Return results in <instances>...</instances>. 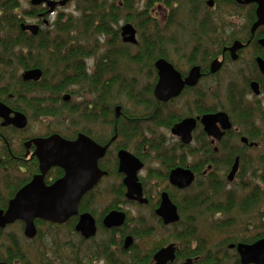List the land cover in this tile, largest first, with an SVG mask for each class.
Masks as SVG:
<instances>
[{
  "label": "flooded vegetation",
  "instance_id": "1",
  "mask_svg": "<svg viewBox=\"0 0 264 264\" xmlns=\"http://www.w3.org/2000/svg\"><path fill=\"white\" fill-rule=\"evenodd\" d=\"M74 1L70 0L64 6L60 5L63 0L58 1L59 5L51 14L48 13V8L45 5L34 7L30 4L31 7L40 9L35 16L28 18L33 19L34 23L32 24L27 23V19L22 17L24 22L20 24V28L23 24L37 25L39 35L43 33V27L51 25L49 17L56 14L63 16V13H58L59 9H64ZM189 6L195 24L198 25V30L195 29L196 37H200L204 44L205 42L213 43L214 49L211 52V58L205 61L206 67L188 62L191 66L186 69L177 68L173 63L167 61L181 74L184 82L191 71L199 67L201 78L196 86H186L179 97L166 103L160 102L155 97V88L159 82V72L155 67V62L148 72L152 77L149 78L153 81L148 85L152 90V102L147 107L142 106L137 109L141 112L140 114L136 111L134 114H126L122 105L115 104L114 107L112 106L113 115L107 121L108 123L106 120H101L100 112L99 120L96 123L92 124L89 120L84 121L86 133L75 130L72 139H67L66 133L60 131L23 140V155L25 159H29L28 161L33 159L37 161L39 173V160L33 156L35 148L32 147L28 154L25 146L32 139L47 138L58 134L67 140H76L79 134H83L99 146L107 147L106 154L98 162L99 169L106 175L82 198L77 216L63 225L54 224L57 226L54 227L55 230L65 226L69 227L71 233L76 234L84 245L95 244L98 247L99 256L97 257L103 261H117L119 264H157L155 256L160 251L173 246L174 252L171 257L166 259L168 261L166 264H244L238 252V246L241 244L253 245L264 239H259L251 244L233 243L218 250L216 249L218 245L208 241L209 234L203 232L199 225L204 216L219 220L222 218V213L205 214L200 217L197 210L193 209L194 200L198 197H202L203 201H207L210 206L216 208L215 205H222L223 199L227 204L230 199L236 202V199L242 195L248 196L251 189L256 188L255 185L264 190V181L262 180V175H264V2L189 0ZM121 23L120 19L119 24L113 26L111 20L112 28L118 33V40L120 39L123 44L128 46H138L137 28L131 23H125V25H133L137 31L138 44H128L123 40L122 29L125 25L121 26ZM23 32L32 35L29 31ZM236 43H239V47L233 52L232 48ZM216 61L220 68L216 72H212L213 63ZM97 62L98 60L93 67H86L88 74L92 75L96 72ZM84 64L86 66L85 62ZM116 65L117 70L120 71L119 61L116 62L115 67ZM224 75H226L225 82L221 79V76ZM209 78L218 85L213 90L215 103L212 106L205 102L201 90L202 82ZM41 80L37 83L24 82L23 80L22 82L38 84ZM225 83L227 87H224L223 93H219L217 88H221ZM25 95L23 100H25ZM79 95L88 97L83 101L87 102L89 115L90 109L94 108L95 101H92V97L87 92ZM184 99V103L181 104L180 102ZM13 101H15L13 95H9L7 100H0L13 112L24 114L29 124L26 113L20 108L15 109L10 105V102ZM62 101L72 102V95L64 94ZM13 103L15 104V102ZM100 108L105 110L102 106ZM118 108H120L119 113L117 112ZM220 114H225L228 127L225 129L218 122L216 124L217 133L221 134V137L217 138L208 134L202 120L205 116ZM187 119L196 121L190 144H186L181 137L172 133L174 126ZM173 121L176 122L169 128L164 126V123L170 124ZM2 123L3 120L0 119L1 127ZM71 124L74 126L75 122L71 120ZM128 128H131L133 138L126 141L121 138L120 129ZM163 128L169 129L177 141L173 144L170 143L166 136L160 133ZM13 129L21 133L26 130ZM93 134L100 140L97 141ZM106 136L107 139H103ZM122 151L129 153L134 159L130 161V170L136 171L138 166L142 165L137 170L136 178L137 184L141 187L142 201L145 202L127 198L129 190L126 180L130 170H121L120 152ZM236 166L237 171L233 178H230ZM54 169L61 168H53L51 171ZM177 169L190 170L194 174L195 179L190 186L179 188L171 183V174ZM61 170L63 171V169ZM25 171V167H21L19 173L25 174ZM50 172L46 176L47 185L60 179L48 183ZM64 174L63 171V176ZM251 180H255L257 184L250 185ZM105 183H109L108 193L113 194L115 200L98 220L92 207L98 200L97 192ZM236 189L239 190L235 192ZM164 195H167L170 202L176 207L179 216L177 222L166 224L164 218L159 214ZM137 197L135 196V198ZM8 204L0 210H5ZM132 208L137 209L136 214H132L130 210ZM112 213L125 215V222L122 226L108 228L104 225L106 218ZM84 214H90L96 222L97 232L89 239L83 238L76 231L80 216ZM72 219H75V222L73 225H69L68 223ZM9 227L11 226L7 228ZM4 230L0 229V236ZM188 235L195 237V240H192ZM98 237L100 240H97ZM128 239L132 241L126 248ZM231 246H235V248H231ZM0 264L8 263L0 261Z\"/></svg>",
  "mask_w": 264,
  "mask_h": 264
},
{
  "label": "trees",
  "instance_id": "2",
  "mask_svg": "<svg viewBox=\"0 0 264 264\" xmlns=\"http://www.w3.org/2000/svg\"><path fill=\"white\" fill-rule=\"evenodd\" d=\"M79 1L82 2L83 0ZM123 1V5H120L123 7H120L118 4H108L106 0L89 1L86 7H83L81 16H79L78 20L74 23L70 21L72 18H67L69 21H65L67 19H64L63 16H59L53 24L55 31H53L51 35H56L53 38V36H50L49 31H44L38 36L24 33L20 28V24L23 23L24 20L20 17L19 0H0V100H7L9 95H13L15 98L13 102H16L17 100H23V96L26 93L35 91L36 94L41 91L42 98H40L41 100L36 99L37 105H33L32 109L39 115L41 113L42 116L52 114L63 119H70L75 122L74 126L80 123L83 126L81 128L79 127L77 130L83 133H86L87 130L84 127V121L89 120L92 124L96 123L99 120L100 112L101 120H106V123H108L107 121H109L113 115L112 108L115 104L118 105L122 102L119 101L121 96L133 105V108L122 105L124 107V113L134 114L136 111L140 114L141 112L137 109L142 106L147 107L150 102H152V90L151 88H146L143 91L144 94L143 92L137 93L135 91L136 84L135 86L134 83H132V85L124 84L126 82L121 79V70H117V65L115 67L116 62L119 61L120 63L123 59V61H126V65L129 63V65L132 64L139 67L142 64H152L151 67H153V64L157 60L164 58L174 64L169 51L170 48L173 52L174 50L179 51V42L181 41L179 39L177 41L167 34L161 33L158 15L154 13L148 14V16L144 18V26L146 28L147 26H152L153 30H151V32L148 31L147 36H142L144 39L139 41L138 46H126L134 49L137 48V54H128L126 52L128 49H123L124 47L122 50H117L116 43L118 42V33L112 28V25L116 26L119 24L122 10L131 9L130 0ZM159 1L156 0L155 2ZM85 2L88 1L84 0V3ZM155 2L151 0L149 5ZM165 5L176 8L175 6L177 4L175 3L174 5L170 1H165ZM39 9L40 8L36 9L31 7L30 11H32V13H30V11H24L25 16L28 18L30 16H35ZM189 13L191 15L188 20L192 21V23H189L190 28H192L194 26V19L192 13L190 11ZM145 14L146 13H144V15ZM111 20L113 21L112 25ZM125 20V23L131 21L129 16H126ZM176 20L172 22L169 14L165 22L175 25ZM74 25L82 27V30L74 31L80 34L76 35L78 37L72 36L71 32ZM194 28L196 29L195 26ZM93 29H97L100 35L108 36L109 48L107 50L105 49V52L98 56L96 72L90 75L87 72L84 61L86 58L93 56V53L79 45L87 40V33L94 32ZM173 29L175 28L173 27ZM190 30L191 29H188V31L182 32L180 37L184 39L187 35L189 37H196V31ZM69 35L71 36L69 37ZM109 38L111 39L109 40ZM200 44L203 43L200 42ZM212 44V42H205V51L202 52L203 61L211 58V52H213L214 49ZM124 45L125 44L122 46ZM208 49L211 51L207 52ZM198 50H200V47L196 46L192 57L189 59V63H196V58L199 57ZM35 53L37 54L34 55ZM40 53L44 55L48 65L40 58ZM174 65L176 66V64ZM176 67L178 68V66ZM34 68L42 69L44 75L41 82L38 84L23 83L22 76L19 74L20 71ZM58 79L60 80L55 83L54 81ZM71 86L82 88L89 93V96L92 97V101H95V104H93L94 108L90 109L89 115L86 101H82L78 105H71L72 102L70 104L64 103L63 108L56 105L60 101L56 98L60 96V94L66 93L65 91H68V88ZM13 102H10V105L15 109L19 108ZM42 103L47 107L43 111L38 108V105ZM100 106L105 108V110H102ZM175 122L176 121H173L170 124L164 123V126L169 128ZM15 131L16 130L13 128L3 129L0 126V179H3L4 184L9 183L12 177L16 175L15 173H19L21 167H25L26 171L25 174H21L23 177L20 178L17 184L9 187V192H7V189H5V191L0 190V209L5 208L8 201L14 197L16 192L27 184L35 174L39 173L37 161L34 159L28 161L29 159H25L23 155V140L18 141L19 145L17 142L13 141L17 146L15 147V145L11 143L12 139L10 140L8 138L9 133ZM55 132L59 133L60 131L55 130L46 135ZM120 133L121 138L126 141L133 138L131 128L124 130L120 129ZM65 137L67 139H72L74 136L66 133ZM93 137L97 141L100 140L95 134H93ZM103 139H107V136L103 137ZM14 147L17 149H14ZM62 176L63 171L61 169H54L48 175L47 181L48 183H52ZM262 176V180L264 181V175ZM255 186L256 188H252L248 196L242 195L240 198L236 199V202L230 199L227 204L223 199L222 205H215L216 208L210 206L207 201H203L202 197H198L194 200L195 205L193 209L197 210L200 217L205 214L222 213V218L219 220H214L205 216L201 220L208 222L211 233L208 237V241L217 244L218 246L216 249L221 250L223 247L233 243L251 244L264 238V190L258 185ZM234 212H237V214ZM239 218H242L243 221ZM74 222L75 219H72L68 224L73 225ZM257 223L261 224L259 225ZM16 224L20 225L23 229V223L19 222ZM36 226L39 234L33 242L36 241L39 236L41 237V228L57 227L54 224L44 221H36ZM200 226L202 229L206 227L204 225ZM188 236L192 238V240H195V237H192V235ZM213 236L214 239H211ZM13 244L16 245L17 243L14 242ZM8 252L9 255L7 254L4 257L0 256V261L14 264V261L18 260L22 262L24 259L20 253L12 254L13 251L11 250H8ZM106 262L108 264H119L117 261Z\"/></svg>",
  "mask_w": 264,
  "mask_h": 264
},
{
  "label": "water",
  "instance_id": "3",
  "mask_svg": "<svg viewBox=\"0 0 264 264\" xmlns=\"http://www.w3.org/2000/svg\"><path fill=\"white\" fill-rule=\"evenodd\" d=\"M70 0L60 3L61 6L67 4ZM259 3L264 0H248ZM34 7L45 5L48 13L55 11L57 3L48 0H31ZM23 31H29L33 36L38 35L39 27L37 25L21 26ZM122 37L125 43L137 45V31L133 25L127 24L122 29ZM239 47L236 43L232 48L235 52ZM155 67L159 72V82L155 88V97L162 103H166L171 99L180 96L186 86L194 87L201 78V69L194 68L189 77L184 82L181 74L166 59H159L155 63ZM212 72L219 70L218 62L213 63ZM43 77L41 69L26 70L22 74L24 82H39ZM68 100V97H66ZM120 112V108L117 109ZM119 116V115H117ZM0 119L3 120L2 127L12 126L17 130H24L28 126L26 116L20 112H13L8 106L0 102ZM221 123L226 129L227 120L225 114L215 116H205L202 123L206 126L209 135L217 138L221 134L217 133V123ZM196 127L194 119H187L177 124L172 129L175 136L181 137L186 144L192 141V131ZM28 154L32 147L35 148L33 156L39 160L40 173L24 187H22L9 201L5 210H0V229L4 230L8 226L16 222H23L24 234L26 238L32 240L36 238L38 230L36 221L50 222L52 224L63 225L71 218L79 214V205L82 198L91 191L98 182L106 175L99 169L98 162L106 154L107 147H101L89 137L79 134L76 140H67L58 134H54L47 138L32 139L25 144ZM121 170H130V161L134 160L127 152H120ZM130 170L127 174L126 185L128 187V199L142 201L141 187L137 184V170ZM53 168H61L64 176L55 181L51 185H47L46 176ZM237 171L234 168L230 178H233ZM195 179L194 174L190 170L177 169L171 174V183L179 188L190 186ZM135 196H138L135 198ZM159 214L164 218L165 223H173L179 220L176 207L170 202L167 195L163 196V205ZM125 222V215L120 213H112L104 222L108 228L114 226H122ZM77 233L83 238H91L97 232L95 219L90 214L80 216V220L76 227ZM128 239L126 248L131 244ZM235 248V246H231ZM174 252L173 246L160 251L155 260L157 264H166L167 258L172 256ZM238 252L244 264H264V239L253 245L241 244L238 246Z\"/></svg>",
  "mask_w": 264,
  "mask_h": 264
},
{
  "label": "rangeland",
  "instance_id": "4",
  "mask_svg": "<svg viewBox=\"0 0 264 264\" xmlns=\"http://www.w3.org/2000/svg\"><path fill=\"white\" fill-rule=\"evenodd\" d=\"M55 1H61V0H55ZM87 1L88 2L84 3V0L82 2H80L79 0H75L73 3H70L64 9L63 8L59 9L58 13L59 12L63 13L64 19L72 18V20L70 21L71 23H74L78 20V17L81 16L83 7H86L89 1H93V0H87ZM106 1L108 4H118L119 6L121 4L123 5L124 2L123 0H106ZM150 1L151 0H130L129 2L131 3L130 4L131 9L122 10L120 13L121 19L123 18L121 26L125 25V21H126L125 17L129 16L131 20L129 23L133 24L137 28L139 32L138 35L139 41H141L144 39L142 37L143 35L147 36L148 31L151 32V30H153L152 26H147V28L144 26L145 25L144 18L147 17L148 14L150 15L156 13L158 15V23L160 26L161 33L167 34L169 37H172L177 41L178 39L181 41L179 42V47H180L179 51L174 50L173 52L171 48L170 51L168 49L171 55L170 57L174 62V64H176V66L182 69H186L188 66H191L188 64L189 59L193 55L194 48L198 46L200 47V50H198L199 57L196 58L195 64L201 65L202 67H206L207 65L205 61L202 60L203 59L202 52L205 51L204 41H201L200 37H194V36L189 37L188 35L185 39L180 37L181 33L186 30L188 31V29H191L190 31L195 30L194 26L197 27L196 31L198 30V25L195 24V19L193 21L194 26L190 28L189 23H192V21L188 20L191 15L189 13L191 9L189 6V0H160V1L158 0L159 2H155L156 0H154L155 3L149 5ZM165 1H170L174 5L176 3L177 4L175 6L176 8L166 6ZM30 2L31 0H19V4H20L19 13L21 17L27 19V23L32 24L34 23L33 19H28V17L25 16L24 13V11H29L31 9ZM144 13L146 14L144 15ZM169 14H170V20L172 22L176 19H179L176 20L175 25L173 23L168 24L167 22H165ZM58 17L59 14L49 17L48 20L51 25H49L48 27H43L44 31H49L50 36H53L51 35L53 31H55V29L53 28V24L58 19ZM65 21H69V20L67 19ZM173 27L175 29H173ZM75 30L77 31L82 30V27L78 25H74V28L72 29L71 32L72 36L78 37L76 35H80V34L74 32ZM93 31L94 32L92 33H87L86 41L89 42L84 41L79 45L83 48H86L89 52L93 53V56H90L85 59L84 62L86 63V67L87 66L93 67L94 63H96V60H98V56L102 55L105 52V49L107 50L109 48L108 36L98 34L97 29H93ZM55 36L56 35L54 34L53 38ZM70 36L71 35H69V37ZM200 42H203V44H200ZM122 45L123 43L119 39L118 42L116 43V49L122 50V48L124 47L123 49H128L126 51L128 54L131 55L137 54L138 52L137 48L134 49V48L126 47L128 45H124V46ZM210 51H211L210 49L207 50V52ZM36 54L37 53H35L34 55ZM39 56L43 61L46 62V65H48V62L45 60L44 55H41L40 53ZM122 61L123 59L120 62V66H121L120 76L122 81L126 82L124 84L132 85V83H134V86L136 84L137 86H135V91L137 93H141L146 88H149L148 87L149 83L153 82L149 78L151 77V74L148 73L151 70L150 67L152 64L151 65L142 64L139 67H136L132 64L129 65V63L128 65H126L127 64L126 61L125 60H124L125 62ZM23 71L24 70L20 71L19 73L20 76L23 73ZM221 79L223 80V82H225L226 75H224L223 77L221 76ZM59 80L60 79L55 80L54 82L56 83ZM217 86L218 85L215 84L213 80L210 78L205 79V81H203L201 84V90L203 92L202 97L209 106H212L215 103L213 100V90ZM224 87L225 88L227 87L226 83L221 88H217V91L219 93H223ZM65 92L72 95V103L70 102L71 105H78L84 99H88L87 96L79 95L80 93L82 94L86 91H84L82 88L78 86H71L68 88V91ZM66 93H63L62 95L60 94V96L56 98L60 100L56 105L61 106L63 108V105L66 102L62 101V96ZM41 94H42L41 91L37 92L36 94L35 91L26 93L25 100H20V101L17 100L15 102V105L19 107L23 112H25L26 115L28 116L29 124H28V128L22 133L17 131L9 133L10 137L8 135V138L10 140L12 139L11 143L14 144V142L18 143L19 140L44 136L55 130L64 133H69L70 135H72L75 130H77L79 127L80 128L82 127V125H76L77 127L73 126L71 124L70 119H63L61 117L54 116L52 114H48V116H42L41 113L40 115L37 114L32 109V107L33 105L34 106L37 105L36 99L38 100L42 98ZM119 101L122 102L118 105H125L127 107L133 108V105L130 104V102H128L124 97L121 96ZM184 101L185 99L180 103L182 104L184 103ZM38 108L43 111L47 107L42 103L38 105ZM177 113H181V112H177ZM160 133L165 135L166 138L169 140V142L172 144L175 141H177V139L171 135L169 129L163 128L160 131ZM15 147L17 146L15 145ZM15 147L14 149H17ZM15 174L16 175L12 177L9 183L4 184L3 179H0V190L5 191V189H7V192H9V187L11 185L14 186L15 184H17L20 178L23 177V175L19 173H15ZM255 184H257V182L255 180H251L250 185L254 186ZM108 186L109 183L108 184L105 183L104 185L101 186L100 190L97 192L96 195V198L98 200L96 201L95 205L92 207V210L95 213V216L98 220L101 219V216L105 213L107 207H109V205L112 204L113 201L115 200L114 195L108 193L107 190ZM238 190L239 189H236L235 192H237ZM130 210L132 214L137 213V209L135 208H132ZM234 213L237 214V212ZM239 219L243 221L242 218ZM200 225L206 226L202 230L206 234L211 235L208 222L201 221ZM40 235L41 237L39 236L38 239L33 242L25 238L23 234V229L21 228L20 225L15 224L7 228L6 230L3 231L2 235L0 236V256L4 257L7 254L9 255L8 250L13 251L12 254L20 253L24 257V259L22 260V262L16 260L14 261V264H108L106 261L101 260L100 257H97L99 256L98 247L95 244L92 243L90 245H84L81 242L80 238L76 234L73 235L69 230V227L67 226L57 228L56 230L54 228L43 227L40 229ZM211 239H214V236ZM97 240H100V237H98ZM219 240H220V236H219ZM14 242H16L17 244L14 245L13 244Z\"/></svg>",
  "mask_w": 264,
  "mask_h": 264
},
{
  "label": "bare ground",
  "instance_id": "5",
  "mask_svg": "<svg viewBox=\"0 0 264 264\" xmlns=\"http://www.w3.org/2000/svg\"><path fill=\"white\" fill-rule=\"evenodd\" d=\"M48 1H53V2H55V3H58V1H55V0H48ZM63 1H65V0H63ZM157 61H158V60H157ZM20 189H21V188H20ZM20 189H19V190H20ZM19 190H18V191H19ZM18 191H17V192H18Z\"/></svg>",
  "mask_w": 264,
  "mask_h": 264
}]
</instances>
